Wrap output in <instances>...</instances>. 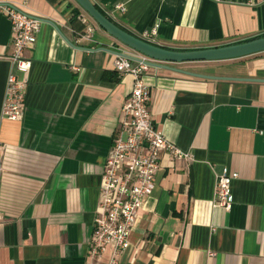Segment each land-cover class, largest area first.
<instances>
[{
	"label": "crops",
	"instance_id": "crops-1",
	"mask_svg": "<svg viewBox=\"0 0 264 264\" xmlns=\"http://www.w3.org/2000/svg\"><path fill=\"white\" fill-rule=\"evenodd\" d=\"M121 29L174 50L222 46L264 35V0H92ZM40 18L22 120L3 116L12 69L7 8ZM75 0H0V264H108L88 256L99 184L122 105L133 86L114 68L118 53L141 54ZM77 16V17H78ZM81 26V27H80ZM137 60L131 59L135 66ZM170 65L198 73L264 79V51ZM19 75V73H17ZM155 127L187 153L164 157L118 264H264V81L204 79L150 67L144 76ZM230 211L213 206L222 167Z\"/></svg>",
	"mask_w": 264,
	"mask_h": 264
},
{
	"label": "built area",
	"instance_id": "built-area-1",
	"mask_svg": "<svg viewBox=\"0 0 264 264\" xmlns=\"http://www.w3.org/2000/svg\"><path fill=\"white\" fill-rule=\"evenodd\" d=\"M13 33L12 69L7 76L5 97L1 112L7 119L19 121L24 115V96L32 60L24 55L36 40L40 18L14 8H7ZM91 16L80 14L82 28L76 31L78 39L92 40L95 26ZM159 23L141 33V38L151 42L157 35ZM118 53L114 68L119 75L129 74L133 86L122 105L119 131L113 137L99 184V197L94 211L93 231L88 256L99 259L107 249L108 264H118L119 258L129 249V235L135 226L139 210L152 193L163 158L170 161L187 156L164 133L154 126L148 102L150 95L144 76L150 67L141 55L135 66L131 59ZM19 73V75H17ZM238 173L224 166L216 175L213 206L230 211L234 197L232 181Z\"/></svg>",
	"mask_w": 264,
	"mask_h": 264
},
{
	"label": "water",
	"instance_id": "water-1",
	"mask_svg": "<svg viewBox=\"0 0 264 264\" xmlns=\"http://www.w3.org/2000/svg\"><path fill=\"white\" fill-rule=\"evenodd\" d=\"M78 5L89 15L91 18L108 34L113 36L119 42L127 47L137 51L144 56V61L149 67L161 68L170 70L176 73L204 78V79H225V80H244V81H264L259 78H241V77H228L203 74L193 71L184 70L170 63H180L186 61H216L228 60L244 57L257 52L264 51V36L246 40L243 42L227 44L222 46L197 48L189 50H174L168 49L152 42L144 40L136 35H133L124 29H121L117 24L111 21L104 15L92 0H75ZM41 20V19H40ZM130 59L139 60V58L124 54Z\"/></svg>",
	"mask_w": 264,
	"mask_h": 264
},
{
	"label": "trees",
	"instance_id": "trees-1",
	"mask_svg": "<svg viewBox=\"0 0 264 264\" xmlns=\"http://www.w3.org/2000/svg\"><path fill=\"white\" fill-rule=\"evenodd\" d=\"M96 7L104 14V15H106L97 5H96ZM78 14H79V12H77V11H75L74 13H73V15H72V17H71V23H72V21H74V22H76V23H78L79 21H78ZM81 27V26H80ZM261 36H264V35H261ZM258 37H260V36H258ZM254 38H257V37H254ZM251 39H253V38H251ZM247 40H250V39H247ZM246 41V40H245ZM240 42H243V41H240ZM238 43V42H237Z\"/></svg>",
	"mask_w": 264,
	"mask_h": 264
}]
</instances>
